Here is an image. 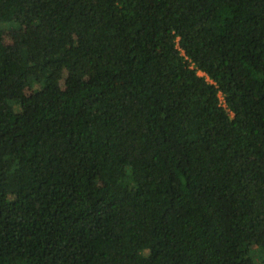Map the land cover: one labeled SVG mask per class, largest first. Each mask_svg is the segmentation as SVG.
<instances>
[{
	"label": "trees",
	"instance_id": "16d2710c",
	"mask_svg": "<svg viewBox=\"0 0 264 264\" xmlns=\"http://www.w3.org/2000/svg\"><path fill=\"white\" fill-rule=\"evenodd\" d=\"M7 22L0 264H264V0H0Z\"/></svg>",
	"mask_w": 264,
	"mask_h": 264
},
{
	"label": "rangeland",
	"instance_id": "374dc122",
	"mask_svg": "<svg viewBox=\"0 0 264 264\" xmlns=\"http://www.w3.org/2000/svg\"><path fill=\"white\" fill-rule=\"evenodd\" d=\"M12 23L11 22H7L5 24H0V33H1V38L3 40V42H10L11 38H10V32H9V26H11ZM30 92V91H28Z\"/></svg>",
	"mask_w": 264,
	"mask_h": 264
}]
</instances>
